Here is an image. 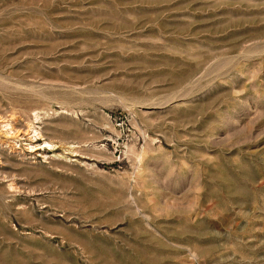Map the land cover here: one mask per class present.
I'll list each match as a JSON object with an SVG mask.
<instances>
[{
  "label": "rangeland",
  "instance_id": "obj_1",
  "mask_svg": "<svg viewBox=\"0 0 264 264\" xmlns=\"http://www.w3.org/2000/svg\"><path fill=\"white\" fill-rule=\"evenodd\" d=\"M0 264H264V0H0Z\"/></svg>",
  "mask_w": 264,
  "mask_h": 264
}]
</instances>
